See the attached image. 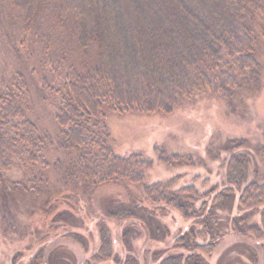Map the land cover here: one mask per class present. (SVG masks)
I'll use <instances>...</instances> for the list:
<instances>
[{
    "label": "trees",
    "instance_id": "16d2710c",
    "mask_svg": "<svg viewBox=\"0 0 264 264\" xmlns=\"http://www.w3.org/2000/svg\"><path fill=\"white\" fill-rule=\"evenodd\" d=\"M0 27L11 35V53L25 49L56 122L54 134L36 123L23 70L0 82V185L36 195L54 183L50 170L67 187L141 186L151 204L187 223L171 253L152 254L157 264H209L228 232L259 241L264 259V179L246 180L255 156L264 160V145L215 133L204 157L154 147L157 162L177 167L205 168L223 153L222 181L205 190L179 186V175L147 184L152 160L115 154L107 126L112 114H169L200 95L246 114L262 92L255 53L264 43V0H0ZM51 153L63 158L50 162ZM13 170L24 178L8 180ZM110 215L150 223L156 235L161 229L156 240L168 234L142 204L118 203ZM101 234L95 262L112 257ZM123 264L138 263L128 255Z\"/></svg>",
    "mask_w": 264,
    "mask_h": 264
},
{
    "label": "rangeland",
    "instance_id": "374dc122",
    "mask_svg": "<svg viewBox=\"0 0 264 264\" xmlns=\"http://www.w3.org/2000/svg\"><path fill=\"white\" fill-rule=\"evenodd\" d=\"M10 36L0 27V82L7 81L14 68L23 70L29 82L32 116L40 127L54 134V107L32 74V63L27 59L25 49L16 42L20 54L11 53L14 48ZM255 58L262 64V92L246 114L242 108L240 114L233 113L226 102L209 95L185 101L169 114H112L107 118V126L114 153L128 156L139 152L152 160L153 166L146 172L147 184L179 175V186L193 184L201 190L214 183L220 186L222 168L219 164L223 153L220 160L207 161L205 168L177 167L175 163L157 162L153 148H162L166 153L204 157L205 148L216 143L215 133L264 145V43L257 47ZM249 149L254 152L253 147ZM57 156L63 158L59 153H51L46 158L51 162ZM255 159L258 161L253 160L247 169V181L264 179V160L256 156ZM196 175L199 177L194 179ZM47 176L54 183H49L36 195L15 189L8 182L0 185V264H123L128 255L138 264H157L152 260V254L159 252L162 258L171 253L175 236L187 225L170 208L161 210L151 204L141 186L105 183L67 187L65 183H56L50 170ZM7 178L20 180L24 177L13 170L7 173ZM203 179H207V183L202 184ZM118 203L148 207L167 228L168 234L164 239L156 240L152 237L161 238V229L156 235V228L150 223L112 217L110 213ZM101 229L111 246L112 257L95 262L91 257L99 249ZM125 231H128L126 235ZM244 242L253 247L255 259L247 247L242 248L247 246L242 244ZM209 264H264L263 250L259 241L242 239L228 232L213 252Z\"/></svg>",
    "mask_w": 264,
    "mask_h": 264
}]
</instances>
